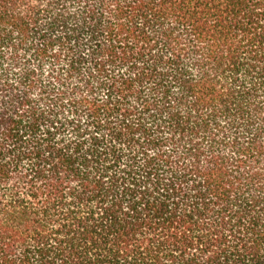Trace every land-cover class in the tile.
<instances>
[{
    "label": "trees",
    "instance_id": "trees-1",
    "mask_svg": "<svg viewBox=\"0 0 264 264\" xmlns=\"http://www.w3.org/2000/svg\"><path fill=\"white\" fill-rule=\"evenodd\" d=\"M0 264H264V0H0Z\"/></svg>",
    "mask_w": 264,
    "mask_h": 264
}]
</instances>
